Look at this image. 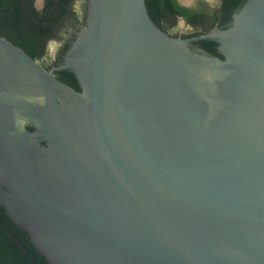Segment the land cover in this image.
Returning <instances> with one entry per match:
<instances>
[{
	"label": "water",
	"instance_id": "obj_1",
	"mask_svg": "<svg viewBox=\"0 0 264 264\" xmlns=\"http://www.w3.org/2000/svg\"><path fill=\"white\" fill-rule=\"evenodd\" d=\"M59 69L0 36V206L43 259L264 264V0L189 39L88 0Z\"/></svg>",
	"mask_w": 264,
	"mask_h": 264
},
{
	"label": "trees",
	"instance_id": "obj_2",
	"mask_svg": "<svg viewBox=\"0 0 264 264\" xmlns=\"http://www.w3.org/2000/svg\"><path fill=\"white\" fill-rule=\"evenodd\" d=\"M80 1H83L81 9L86 13L87 0ZM240 1L222 0L223 8L229 9ZM245 1L242 0V2ZM75 2L76 0H44V5L38 8L36 0H0V35L7 36L31 56L37 58L39 52H36L31 41L39 37L53 36L57 31L68 27L70 21L73 25L76 24L78 10L74 7ZM146 3L155 20L167 11L198 25H204L210 19L205 13V3L202 0H199L196 7L184 6L177 0H146ZM202 43L215 51L216 43L210 41ZM61 74L64 81L81 89L73 73L65 70ZM0 264H49L32 246L26 232L12 221L1 206Z\"/></svg>",
	"mask_w": 264,
	"mask_h": 264
},
{
	"label": "flooded vegetation",
	"instance_id": "obj_3",
	"mask_svg": "<svg viewBox=\"0 0 264 264\" xmlns=\"http://www.w3.org/2000/svg\"><path fill=\"white\" fill-rule=\"evenodd\" d=\"M177 1L182 5L188 7H196L198 5L197 3L199 2V0H193L189 4H184L180 0ZM202 1L205 3L204 6V10L206 11L205 13L207 14V17L210 18L209 22L207 21L208 23H205L204 25L202 24L198 25L195 22H190L183 17H176L173 13L168 11L165 12L164 15L158 17L157 20H155L151 14L150 15L157 24V26L160 29H162L164 32H166L168 35L172 37H182L184 39H189L198 36L200 34L208 33L209 31H211L216 27L222 30L230 28L234 23L235 15L238 14L243 9V7L245 6L248 0H246L245 2H242L241 0L240 3L235 4L233 7L229 9L223 8L222 0H202ZM43 5H44V0H43ZM77 12H78V20L76 24L73 25V22L70 21L68 27H65L57 31L53 36L39 37L36 38L33 42L31 41V44H33V47H35L36 52H39V56L37 58L34 57V59H36L44 69L52 70L59 80H62L63 82L67 83L68 85L72 86L75 89L77 88L61 78L62 76L61 72L67 69H59V67H61L66 62L67 55L77 38L78 31H80V29L86 24V19L88 16V0H87L86 13H84L82 9L78 10ZM0 36H4V35H0ZM203 41H210V40H200L193 42L192 50L194 52H198L201 54L206 53L212 56H217L222 59H226V56H224V54L219 49L220 47L219 42L210 41L216 43L215 51H213L210 48L204 46L202 43ZM51 42L52 45L50 46ZM76 79L80 86L79 79L77 77ZM27 127L30 130L35 129L31 124H28Z\"/></svg>",
	"mask_w": 264,
	"mask_h": 264
},
{
	"label": "rangeland",
	"instance_id": "obj_4",
	"mask_svg": "<svg viewBox=\"0 0 264 264\" xmlns=\"http://www.w3.org/2000/svg\"><path fill=\"white\" fill-rule=\"evenodd\" d=\"M43 2L42 0H37L36 2V6L38 8H41L43 5ZM81 5H82V2L80 0H76V2L74 3V7L77 9V10H80L81 9ZM52 45V42L50 43V46Z\"/></svg>",
	"mask_w": 264,
	"mask_h": 264
}]
</instances>
